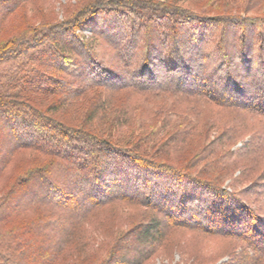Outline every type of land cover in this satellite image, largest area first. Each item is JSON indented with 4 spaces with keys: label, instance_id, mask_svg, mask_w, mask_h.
Masks as SVG:
<instances>
[{
    "label": "trees",
    "instance_id": "1",
    "mask_svg": "<svg viewBox=\"0 0 264 264\" xmlns=\"http://www.w3.org/2000/svg\"><path fill=\"white\" fill-rule=\"evenodd\" d=\"M40 1L0 0V264H264V0Z\"/></svg>",
    "mask_w": 264,
    "mask_h": 264
},
{
    "label": "rangeland",
    "instance_id": "2",
    "mask_svg": "<svg viewBox=\"0 0 264 264\" xmlns=\"http://www.w3.org/2000/svg\"><path fill=\"white\" fill-rule=\"evenodd\" d=\"M51 1L52 0H41L39 2V5L42 7V11L45 14H47L49 12V14H47V15H51V11H52V8H51L52 3H51ZM60 1H63V0H60ZM25 7H26V10H27V12L29 14V18L31 20H33V21L39 20L38 15L36 13H34L32 9H31V11H29V9H27L28 7L26 5H25ZM12 20H13L14 23H16V21L14 19H12ZM83 33L85 35H88L89 31L85 30ZM101 47H102L103 50L106 51L104 53H105V55L107 57H109L108 54H113V51L111 50L112 48H108L107 45H102ZM229 53H230V50H229ZM42 54L44 56H46L45 53H42ZM231 54H233V53H231ZM203 60H206V58H204ZM205 63L208 64L207 61H205L204 64ZM168 83H170V82H168ZM7 137L0 135V140H1L0 150H1L2 147H7L9 145V138H7ZM247 138L248 137L246 136V134L243 135L232 146V148H238L240 143L243 142V140H246ZM53 139H54V137H53ZM53 139L51 138L50 142H52ZM26 140L27 141H30V140L32 141L33 139L27 138ZM70 146H67L66 148L69 149ZM60 150H61V148H60ZM33 156L34 155L31 154V153H29L27 151H23V152L15 155L13 157V159L9 162L6 170L4 171V173H3V175H2V177L0 179V193L9 185V183L13 179V177L15 175H17L18 173H20L21 169L23 167H25V165H28V164L32 163V161L34 159ZM77 160H79L78 156H77ZM77 169H80V168H77ZM256 191L264 192V185L262 183H258V181H257V188H255V190H252V192H256ZM82 196L83 195H79L80 198L78 197L79 199H78V201L76 203V207H78V206H80V205H82L84 203V199H82V198H84V196L83 197ZM22 203H23V200H20V204H22ZM110 207H112V206H110ZM126 209H127V207L123 206V205L114 206L113 209L110 208V209L105 210L102 213V215L106 216L107 219H110V217H109V215L107 213L112 212V210H115L116 213H115V215H113V216H115L114 217V221H116V223L121 224L122 222H125V220H123L124 217H121V215H123V216L126 215V213H125ZM8 210H9V208H7L5 210L2 209V211L0 212V216L5 214V213H7ZM190 236H193V235H190ZM194 237H196V236H194ZM194 241H195V243L193 242V246H195L198 249H200V251L203 252V253H210V252L215 253V251H218L219 255L222 256L220 258V260L218 261V263L219 262H225L228 259L229 246H227V244L224 243L225 241L210 240V239H196V238H194ZM35 245H36V243H35ZM130 248H131V250L132 249H139V248H141V246L136 244L134 241H131ZM194 249L196 250V248H194ZM236 250H238V248ZM130 254H133V253L130 252ZM122 257L124 258V260H128L129 254L122 253ZM179 261H180L179 255H178V253H176L174 251V252H172L171 257L165 258V257H163V253H162L159 256H157V257L153 258L152 260H150V262L148 264H175V263H177ZM113 264H123V262H121L119 260H116Z\"/></svg>",
    "mask_w": 264,
    "mask_h": 264
}]
</instances>
